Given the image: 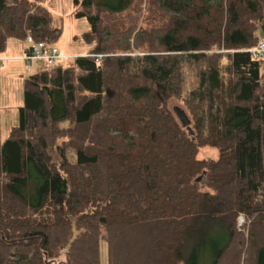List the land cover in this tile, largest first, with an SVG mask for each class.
<instances>
[{"label":"trees","instance_id":"obj_1","mask_svg":"<svg viewBox=\"0 0 264 264\" xmlns=\"http://www.w3.org/2000/svg\"><path fill=\"white\" fill-rule=\"evenodd\" d=\"M162 1L178 14L159 51L109 44L135 0H74L91 49L34 60L0 133V264H104L102 241L106 264H264V0ZM60 32L45 0H0V54ZM206 145L219 156L199 157Z\"/></svg>","mask_w":264,"mask_h":264},{"label":"rangeland","instance_id":"obj_2","mask_svg":"<svg viewBox=\"0 0 264 264\" xmlns=\"http://www.w3.org/2000/svg\"><path fill=\"white\" fill-rule=\"evenodd\" d=\"M216 2H220V0H209L211 4ZM45 3L52 9L55 17H59V24L61 25V32L53 41L54 44L59 46L66 57H71V59L77 55L86 54L91 49V44L80 40L81 37L79 35H82L90 28V23L85 17L75 16L74 0H45ZM162 4V0H135L131 5L133 6L131 9L112 15V19L116 25H118V20L120 23L119 27L111 25L112 32L116 33L115 40L113 39L115 34H111L107 32L108 30H105L109 44H113L114 48L118 51H139L141 48L163 49V45L159 42V37L165 32L168 18L175 17L178 11L167 9L163 4L164 9L161 6ZM142 26L147 31L141 30L140 27ZM24 51L20 40L12 38L7 53L8 55H12L11 57L15 62L9 61L8 64L10 62H13L14 65L17 64V70L13 68L7 69L6 67L1 69L0 67V133L2 140L8 137L12 126L18 121L19 106L24 101L25 77L39 70L42 64L39 61H33L31 64H28L25 62L26 60L19 59V53L23 54L25 53ZM161 94L164 95L170 107L175 110L179 118L181 114H186L191 122L193 121V112L180 98L166 90H163ZM47 151L52 159L56 161L61 159L60 149L56 146H49ZM198 156L210 160L217 158L219 151L215 147L206 145L201 147ZM203 172L206 173L203 179H206V170L201 171L198 176L203 174ZM202 186L204 190L213 191L205 183ZM243 220L244 218L240 219V222H243ZM106 244V242L102 241V259L104 264H106L107 259Z\"/></svg>","mask_w":264,"mask_h":264},{"label":"built area","instance_id":"obj_3","mask_svg":"<svg viewBox=\"0 0 264 264\" xmlns=\"http://www.w3.org/2000/svg\"><path fill=\"white\" fill-rule=\"evenodd\" d=\"M253 56H264V38L260 43L251 49ZM66 56L62 53L59 46L55 45L53 41L38 40L33 42L25 51L23 58L28 63L34 60L44 59L50 64H54ZM3 58L0 57V62ZM242 219V218H241Z\"/></svg>","mask_w":264,"mask_h":264},{"label":"water","instance_id":"obj_4","mask_svg":"<svg viewBox=\"0 0 264 264\" xmlns=\"http://www.w3.org/2000/svg\"><path fill=\"white\" fill-rule=\"evenodd\" d=\"M180 116H181L180 120L182 121L183 126L187 127L189 129V132L191 134H193L194 130H193L192 126H191L190 118L186 114H181ZM205 174L206 173L203 172V174L197 176V180L200 181L201 179H203L205 177ZM73 228H74V232H75V236H76V234L79 232V230L76 228L75 219L73 220Z\"/></svg>","mask_w":264,"mask_h":264},{"label":"crops","instance_id":"obj_5","mask_svg":"<svg viewBox=\"0 0 264 264\" xmlns=\"http://www.w3.org/2000/svg\"><path fill=\"white\" fill-rule=\"evenodd\" d=\"M25 49V48H24ZM8 54V53H7ZM7 54H0V57H2L3 58V60H2V62H0V67H1V69L2 68H4V67H6L7 69H11V68H13L14 70H17V64H13V62H10L9 64H8V62L9 61H14L15 62V60H13V58L11 57V56H9V55H7ZM10 54V53H9ZM13 55H17V54H13ZM23 55H24V53L23 54H20L19 53V59L21 58V59H24L23 58ZM25 61V60H24ZM26 62V61H25ZM26 63H28V62H26ZM28 64H30V63H28ZM1 73V72H0Z\"/></svg>","mask_w":264,"mask_h":264}]
</instances>
